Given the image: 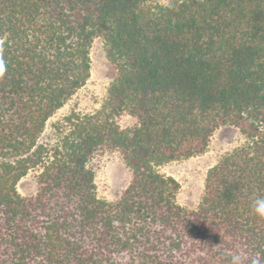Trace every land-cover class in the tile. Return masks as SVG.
<instances>
[{"label": "trees", "instance_id": "1", "mask_svg": "<svg viewBox=\"0 0 264 264\" xmlns=\"http://www.w3.org/2000/svg\"><path fill=\"white\" fill-rule=\"evenodd\" d=\"M97 37L117 72L105 104L48 145ZM124 112L137 124L122 128ZM226 125L246 141L209 170L198 206H182L159 167L204 153ZM101 149L132 172L116 201L97 194ZM36 168V194L21 195ZM259 197L264 0H0V264H264Z\"/></svg>", "mask_w": 264, "mask_h": 264}, {"label": "rangeland", "instance_id": "2", "mask_svg": "<svg viewBox=\"0 0 264 264\" xmlns=\"http://www.w3.org/2000/svg\"><path fill=\"white\" fill-rule=\"evenodd\" d=\"M156 1L168 3L172 0ZM90 57L92 65L90 78L50 118L41 137L42 142L48 145L55 144L62 132H67L70 129V117L95 113L103 108L117 72L107 58L105 42L102 37L94 39ZM117 121L122 128L133 127L137 124V119L127 112L120 114ZM245 141L246 137L237 127L222 126L215 131L204 153L160 166L161 173L175 177L181 184L177 202L187 208H196L204 195L209 170L226 153L242 145ZM89 166L95 172L98 196L108 201L118 200L132 179V172L124 162L122 153L118 150L101 149L97 151L91 158ZM39 172L40 168L33 169L21 179L18 184V191L21 195L36 194Z\"/></svg>", "mask_w": 264, "mask_h": 264}, {"label": "clouds", "instance_id": "3", "mask_svg": "<svg viewBox=\"0 0 264 264\" xmlns=\"http://www.w3.org/2000/svg\"><path fill=\"white\" fill-rule=\"evenodd\" d=\"M251 207L258 217L264 218V197L254 200ZM230 264H243V256L239 253L232 254Z\"/></svg>", "mask_w": 264, "mask_h": 264}]
</instances>
